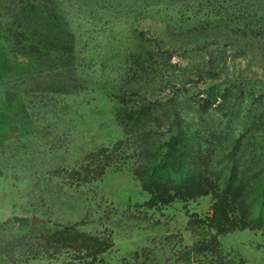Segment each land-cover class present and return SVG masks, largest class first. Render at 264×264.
<instances>
[{
  "label": "rangeland",
  "instance_id": "374dc122",
  "mask_svg": "<svg viewBox=\"0 0 264 264\" xmlns=\"http://www.w3.org/2000/svg\"><path fill=\"white\" fill-rule=\"evenodd\" d=\"M178 132L251 223L152 202ZM263 178L264 0H0V264H264Z\"/></svg>",
  "mask_w": 264,
  "mask_h": 264
},
{
  "label": "trees",
  "instance_id": "16d2710c",
  "mask_svg": "<svg viewBox=\"0 0 264 264\" xmlns=\"http://www.w3.org/2000/svg\"><path fill=\"white\" fill-rule=\"evenodd\" d=\"M183 136L181 132L174 134L163 157L154 165V172L151 176L148 179H146V176L144 178L142 176L144 188L150 192L152 202L156 200L167 202L180 193L194 195L212 192L216 198L213 204L212 223L218 232H225L233 227L235 223H241L245 226L251 223L249 219L254 220L255 218H253L252 212H249L248 195L244 193L247 184L240 178V164H236L235 170L223 180L218 176L211 177L207 171L208 163L205 170L198 167L189 176L181 177L182 180L180 179L179 183L171 180L170 175L162 179L157 178L158 169H162L167 174L168 172L171 173V170L173 173L180 174L184 165L195 156H199V160L204 159L203 150H200V147L195 148L190 142L182 143ZM190 140L187 139V141ZM230 153L234 158L237 150L234 149ZM206 157H208L207 154ZM203 162H205V159ZM138 171L141 172L140 169ZM261 198L264 201V178Z\"/></svg>",
  "mask_w": 264,
  "mask_h": 264
}]
</instances>
